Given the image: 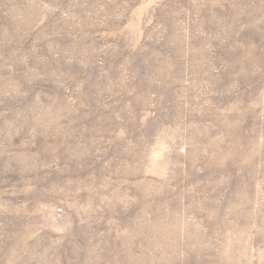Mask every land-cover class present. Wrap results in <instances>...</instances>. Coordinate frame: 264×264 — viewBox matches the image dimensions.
Instances as JSON below:
<instances>
[{"label":"rangeland","instance_id":"1","mask_svg":"<svg viewBox=\"0 0 264 264\" xmlns=\"http://www.w3.org/2000/svg\"><path fill=\"white\" fill-rule=\"evenodd\" d=\"M0 264H264V0H0Z\"/></svg>","mask_w":264,"mask_h":264}]
</instances>
